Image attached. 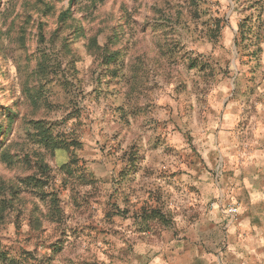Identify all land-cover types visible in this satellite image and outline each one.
Instances as JSON below:
<instances>
[{"label": "rangeland", "instance_id": "1", "mask_svg": "<svg viewBox=\"0 0 264 264\" xmlns=\"http://www.w3.org/2000/svg\"><path fill=\"white\" fill-rule=\"evenodd\" d=\"M0 126V264H264V0H0Z\"/></svg>", "mask_w": 264, "mask_h": 264}, {"label": "crops", "instance_id": "2", "mask_svg": "<svg viewBox=\"0 0 264 264\" xmlns=\"http://www.w3.org/2000/svg\"><path fill=\"white\" fill-rule=\"evenodd\" d=\"M214 132V131H213ZM222 132L223 131H219ZM215 133V132H214ZM214 133H209L206 136V140L210 143L207 147H205L202 151L204 157L201 158L205 161V164L207 167L211 164V154L218 149L223 150V153L227 156V154L232 153L233 149L228 152L229 149V141H226L224 144H221V147L217 145V141L215 143L212 142V138L214 136ZM225 133V132H224ZM228 140V139H227ZM220 145V144H219ZM254 159V158H253ZM253 159L250 160V164L254 165L257 163ZM209 173H206L204 177H202L203 180H210ZM213 184H209V182H202V191H203V198L205 202H208V200L211 198L214 189L212 188ZM253 189L252 186L246 185L243 187V191L250 192ZM251 193V192H250ZM201 209H204V217L200 221H195L194 223H191L190 225V231L186 233L187 237V245H178V251L174 254L176 256H158L155 262L157 264H220L219 261H221L222 255L217 256H211L210 254H207L206 251H204L205 247L208 244H211L213 241V238L211 237V234L209 236L210 231L214 228L217 230L220 228V226L224 225L226 227V231L228 232L229 238H235L237 237L236 234L241 235V231H244L245 224L243 221L239 220V216L234 219V217L237 215H230L226 212V208L223 209V206L219 205L218 203L216 206L214 205L211 208H206L205 206L201 205ZM250 208V207H249ZM252 208V207H251ZM239 215V214H238ZM235 220L236 222L233 221ZM226 221V222H225ZM190 224V223H189ZM237 229V233L235 232ZM238 236V238H239ZM222 239H220L221 241ZM177 245V244H176ZM207 248V247H206ZM238 256H242L241 254H238Z\"/></svg>", "mask_w": 264, "mask_h": 264}, {"label": "trees", "instance_id": "3", "mask_svg": "<svg viewBox=\"0 0 264 264\" xmlns=\"http://www.w3.org/2000/svg\"><path fill=\"white\" fill-rule=\"evenodd\" d=\"M77 0H68V3L69 4H73L75 3ZM68 9L66 11H62L61 14H60V19L62 21H65V19H67L68 17H70V13L67 12ZM67 12V13H66ZM2 133V128L0 126V134ZM49 137H47V135H45V139H46V146L49 147V148H55V147H58V145L56 144V142L52 139H48ZM48 139V140H47ZM153 214H155L156 216L158 217H161L160 216V213L159 212H156V210H152Z\"/></svg>", "mask_w": 264, "mask_h": 264}, {"label": "built area", "instance_id": "4", "mask_svg": "<svg viewBox=\"0 0 264 264\" xmlns=\"http://www.w3.org/2000/svg\"><path fill=\"white\" fill-rule=\"evenodd\" d=\"M226 212L230 215H235L237 213V208L234 205L228 206Z\"/></svg>", "mask_w": 264, "mask_h": 264}]
</instances>
